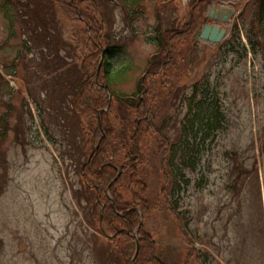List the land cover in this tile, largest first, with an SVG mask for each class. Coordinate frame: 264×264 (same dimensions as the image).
I'll return each instance as SVG.
<instances>
[{
  "label": "rangeland",
  "instance_id": "obj_1",
  "mask_svg": "<svg viewBox=\"0 0 264 264\" xmlns=\"http://www.w3.org/2000/svg\"><path fill=\"white\" fill-rule=\"evenodd\" d=\"M7 1L0 0V126L3 119L8 122L0 144V160L6 161L0 163V264H107L101 254L106 237L90 225L89 188L81 177L89 146L87 116L73 105L93 50L86 27L66 17L52 0H43L46 26L33 21L34 9L18 10ZM98 1L102 14L96 18L104 20L106 42L116 47L107 76L112 91L138 93L151 55L160 48L159 37L167 32L169 38L179 36L194 19L187 40L195 48L172 78L173 91L167 93L168 82L155 76L147 79L152 121L176 142L192 85L206 79L218 90L224 112V126L199 154L195 169L183 168V177L164 169L161 134L151 132L140 141L141 176L134 175V183L123 182L119 192L130 200L147 185L150 211L144 216V233L158 242L156 255L164 264H198L192 250L185 249L193 244L206 264H264V30L257 20L259 0H200L195 18L190 14L193 0L127 1L128 9L120 0ZM212 5L237 10L229 28L238 25L247 54L241 45L229 52L230 33L218 48L194 42L197 26L210 24L206 14ZM33 24L46 34L47 28L51 34L58 26L60 33L49 37L52 46L42 42V32L38 38L33 35ZM250 35L256 39L255 52ZM176 44L179 51L186 49ZM98 80L105 84L102 74ZM129 110L130 120H138L135 110ZM114 123L117 130L124 129L122 120ZM123 155L116 153L117 167ZM173 157L175 167L180 156ZM108 252L110 264H123L118 251Z\"/></svg>",
  "mask_w": 264,
  "mask_h": 264
},
{
  "label": "trees",
  "instance_id": "obj_2",
  "mask_svg": "<svg viewBox=\"0 0 264 264\" xmlns=\"http://www.w3.org/2000/svg\"><path fill=\"white\" fill-rule=\"evenodd\" d=\"M21 1L22 0H10V2L7 1L6 3L14 7L16 6L18 10H20L19 6H24V8L27 7L26 10L34 9L37 13L32 15L33 21H35V23H42L46 26V22L48 21L45 20L44 15L48 12H46L44 7L46 5L43 0H28L26 5H22ZM52 1L65 15L70 16L71 19L78 20V22L86 27L85 31L89 39V45L93 48V50L90 51L91 58L87 69L83 72L81 71L83 77H80L82 79V84L76 89L74 94L76 103L75 101L73 102L75 109L79 111L81 116H87L88 134L90 143L92 144L91 150H94L93 155L88 159V163L83 166V172L86 173L83 185L89 188L86 189L89 191V195H86V197L88 204L92 205L93 212L90 225L103 235L109 236L116 234L115 238L107 241L109 243L106 244L107 246L104 252H102L104 263L110 264L108 251L112 249V251L115 250L114 252L118 251L117 256H119L118 260L120 262L123 264H130L135 248V241L132 233L139 224L140 213L142 212L145 216L150 211V202L144 197L148 192V187L144 183L140 191L137 192V195H141L137 196L135 194L134 198L130 200H125L120 194L119 189L122 183L127 180L129 183L136 182L134 180V175L141 174L139 164L143 156H140L139 151L142 152V150L139 146L142 137L151 132L161 134L165 149L162 152V164L163 166L165 165L164 169L169 167L171 172L173 174L175 173V175L176 173L178 174V172L182 173L183 168L194 170L198 163L199 154L206 150L209 141H213L217 132L224 126V112L221 106L219 92L214 89L209 79L204 80L203 83H200V81L195 82L192 85V92L188 99L189 111L181 126V136H179L176 142H170L167 133H163L161 126H159L158 123L154 124L152 121L151 112L154 106L152 99H148V90L145 91L142 86H140V92L143 94L142 97L140 95H132L128 97V100H123L122 97H116L115 104H112L111 109L103 111L109 103V96L107 90L96 80V76L103 51L102 48L106 47L105 60L100 71L102 76L110 68L109 57L115 52V49H112L110 44L106 42V33L104 31L103 22L101 21L102 19L96 18V16L99 17V15L102 14L101 5L98 3V0ZM123 1L131 2V4L138 2V0ZM198 1L200 2V0H193L192 3L193 10L190 14H192L194 18L196 8L198 7L197 4L199 5ZM258 3L259 12H257V20H259L262 30H264V0H259ZM39 11H41L43 15L39 16L38 14L41 13ZM82 17L85 19H82ZM33 25V35H36V38H38L42 32V38L44 39L42 42H46L48 46L52 42V39L49 37H51L53 33H60L57 27H53L57 31L50 34L49 29L46 27V34L45 31L39 30V28H41L39 25ZM194 25V19H190L187 23V27L179 36L169 38L170 34L168 32L160 36V49L149 63L148 77L155 76L161 79L163 84L168 82V93L174 89V85L171 82L172 78L179 75L178 71H180L181 65L190 59V54L195 48L191 44L192 42L188 43L187 40L191 36ZM88 28L90 29L88 30ZM238 28V25L234 26L233 33L227 40L225 46L229 52H236V46L241 45L245 55L248 53V48L242 42V38L238 33ZM57 36L59 38H57ZM57 36H55V41L57 42V49H59L58 47L61 43L57 40H61V36H59V34H57ZM178 41L182 47L186 46L185 50H178V46H176ZM248 42L251 46V51L255 52L257 49L256 39L250 35ZM129 109L135 110V115L138 116V120L134 122L130 120L131 112ZM99 111H103L100 118L106 136H103V130L100 126ZM111 115L113 117H111ZM120 117L124 129L117 130L113 121ZM3 120L0 126V144L5 138V130L8 127L6 119ZM128 135H130V137ZM96 146L99 147L95 150ZM118 151L124 153L121 162L123 173L117 182L110 188L111 199L107 194V187L117 175L114 161ZM173 153L180 156V161L178 164H175V167L173 164ZM4 162L6 163L5 160H0L2 165ZM181 176H184L183 173ZM186 182H188V180ZM138 184H141V182H138ZM86 193L87 192H84V194ZM103 204L104 208H102ZM170 208L175 210L174 207ZM119 212L121 214H119ZM178 216L181 220L180 228L183 232L185 225L182 216L180 214H178ZM138 233L141 237L140 251L135 264H164L156 255L157 244L148 234L144 233V223Z\"/></svg>",
  "mask_w": 264,
  "mask_h": 264
},
{
  "label": "water",
  "instance_id": "obj_3",
  "mask_svg": "<svg viewBox=\"0 0 264 264\" xmlns=\"http://www.w3.org/2000/svg\"><path fill=\"white\" fill-rule=\"evenodd\" d=\"M228 11L229 10H227V12ZM234 13H235V11L232 10V14H234ZM227 17H228V14H225L224 18L226 19ZM226 34H227L226 29H220L218 26L206 24L204 26V28L202 29V31L200 29L197 30V32L195 33V38H200V39L205 40V41H210L211 43H219L223 40V38L226 36ZM119 176H120V172L118 173L117 177L111 182L110 186L116 182V180L118 179ZM141 223H142V217L140 219V225H141ZM134 238L136 240V249H135V254L132 258L131 264H134V261H135L136 257L138 256V253H139L138 237L136 235H134Z\"/></svg>",
  "mask_w": 264,
  "mask_h": 264
},
{
  "label": "flooded vegetation",
  "instance_id": "obj_4",
  "mask_svg": "<svg viewBox=\"0 0 264 264\" xmlns=\"http://www.w3.org/2000/svg\"><path fill=\"white\" fill-rule=\"evenodd\" d=\"M98 147H99V146H97V147L95 148V150L98 149ZM93 153H94V150H93V152H91L90 157L93 155ZM87 163H88V162H87ZM87 163H86V164H87ZM86 164H85V165H86Z\"/></svg>",
  "mask_w": 264,
  "mask_h": 264
}]
</instances>
